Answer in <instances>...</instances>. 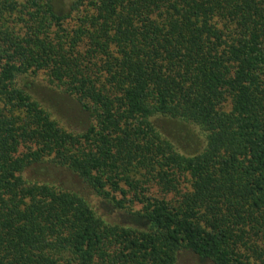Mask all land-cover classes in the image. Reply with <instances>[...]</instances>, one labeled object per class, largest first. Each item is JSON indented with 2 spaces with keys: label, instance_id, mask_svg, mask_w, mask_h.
Here are the masks:
<instances>
[{
  "label": "trees",
  "instance_id": "1",
  "mask_svg": "<svg viewBox=\"0 0 264 264\" xmlns=\"http://www.w3.org/2000/svg\"><path fill=\"white\" fill-rule=\"evenodd\" d=\"M38 73L83 104L86 130L34 96ZM167 123L199 131L196 149ZM184 250L264 264V0H0V264Z\"/></svg>",
  "mask_w": 264,
  "mask_h": 264
},
{
  "label": "rangeland",
  "instance_id": "2",
  "mask_svg": "<svg viewBox=\"0 0 264 264\" xmlns=\"http://www.w3.org/2000/svg\"><path fill=\"white\" fill-rule=\"evenodd\" d=\"M70 1L71 0H55V4L59 9L65 11V9L69 6ZM28 81L30 82L29 87L34 96L47 106L52 111L53 116L59 119L65 127L75 132H83L88 128L90 122H92L90 113L75 96L61 92V89L51 84L42 73H38L36 76H28ZM162 125L164 126L166 135H168L169 138L174 140L176 143L188 150L193 151L196 149L197 139L195 138L200 139L199 135H201L198 134V130V132L194 135L195 138H193L188 133L189 131L174 123ZM37 170L40 179L55 181L63 187H72L74 189H80L81 191L85 189V184L82 183L75 174L68 171L52 170L48 167L46 168L45 165L39 166ZM34 172L35 170H30L31 174ZM91 200L94 204L98 205L102 202V199L93 193L91 194ZM106 210L111 212L113 215L118 214L117 210H113L109 207H107ZM106 210L102 209V211ZM178 264H214V262L200 257L192 251L184 250L181 253Z\"/></svg>",
  "mask_w": 264,
  "mask_h": 264
}]
</instances>
